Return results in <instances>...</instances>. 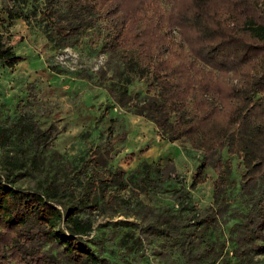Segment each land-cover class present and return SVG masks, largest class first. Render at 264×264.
<instances>
[{
  "label": "trees",
  "instance_id": "16d2710c",
  "mask_svg": "<svg viewBox=\"0 0 264 264\" xmlns=\"http://www.w3.org/2000/svg\"><path fill=\"white\" fill-rule=\"evenodd\" d=\"M22 1L0 0V24L25 16ZM258 1L243 2L258 11ZM123 2L80 0L77 5L106 18L101 48L119 61L105 88L118 106L153 122L168 140L187 137L202 148L191 186L206 179L208 168L215 174L211 201L194 223H183L180 211L175 215L165 207L140 228L146 237L160 236L161 245L177 251L182 264H255L254 255L264 253V19L245 11L242 20L235 17L240 0H139L128 12ZM67 4L61 18L73 12ZM20 59L0 31V65ZM219 77L225 88L218 86ZM134 78L147 91L139 102L132 101ZM215 99L220 106L232 101L225 117H219ZM112 127L74 168L67 160L48 158L57 154L58 129L52 122L42 128L25 108L14 121L0 123V264H116L89 237L90 213L101 206L97 190L116 176L96 158L125 138ZM173 166L171 159L161 167L142 161L126 179L119 178L118 188L132 181L147 193L153 181L147 170L155 168L164 180ZM23 177L33 183L20 185ZM237 186L241 192L233 198ZM114 202L109 194L106 203ZM229 206L235 220L227 243L213 231Z\"/></svg>",
  "mask_w": 264,
  "mask_h": 264
},
{
  "label": "rangeland",
  "instance_id": "374dc122",
  "mask_svg": "<svg viewBox=\"0 0 264 264\" xmlns=\"http://www.w3.org/2000/svg\"><path fill=\"white\" fill-rule=\"evenodd\" d=\"M79 1L23 0L25 16L0 24L2 35L21 57L13 66L0 65V123L14 121L25 108L42 128L52 122L58 129L53 140L57 154H48V158L52 163L67 160L74 168L91 147L109 137L108 127L113 123V132H124L125 138L96 158L106 173L114 171L116 176L97 190L101 206L90 213L93 231L89 237L93 247L116 264H182L177 251L165 250L160 236L146 237L140 226L153 211L165 207L171 208L170 213L175 215H180V211L183 223H194L195 215L211 201L215 174L208 168L206 179L191 186V173L199 163L202 148L187 137L168 140L153 122L115 103L105 85L119 57L101 48L108 31L106 18L103 13L78 7ZM243 1L240 0L239 9L236 7L235 17L242 20L241 11H245L258 20L264 19V0L258 1L263 11L249 8ZM68 2L75 14L71 11L61 18ZM138 2L124 0L122 9L128 12ZM225 81L219 77L218 86L225 88ZM132 87L133 102L146 97L147 91L139 78H134ZM214 104L221 118L233 108L231 100H224L220 106L215 99ZM170 159L174 169L164 180L157 176L155 168L143 171L153 177L149 192H141L132 181L118 188L119 178L126 179L140 162H154L161 167ZM47 166L51 168L50 164ZM18 183L26 186L33 179L23 177ZM240 192L238 186L234 188L233 198ZM109 194L115 196L112 206L106 203ZM237 203L234 200L231 205ZM230 206L218 218L213 231L225 239L235 220ZM137 237L141 238L140 244ZM254 258L255 264H264V253L255 254Z\"/></svg>",
  "mask_w": 264,
  "mask_h": 264
}]
</instances>
